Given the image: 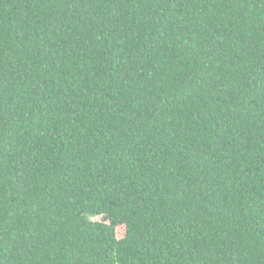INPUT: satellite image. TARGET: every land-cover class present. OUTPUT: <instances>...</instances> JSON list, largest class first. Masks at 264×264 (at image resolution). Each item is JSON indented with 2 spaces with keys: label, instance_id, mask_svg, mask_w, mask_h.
Wrapping results in <instances>:
<instances>
[{
  "label": "trees",
  "instance_id": "trees-1",
  "mask_svg": "<svg viewBox=\"0 0 264 264\" xmlns=\"http://www.w3.org/2000/svg\"><path fill=\"white\" fill-rule=\"evenodd\" d=\"M0 264H264V0H0Z\"/></svg>",
  "mask_w": 264,
  "mask_h": 264
}]
</instances>
